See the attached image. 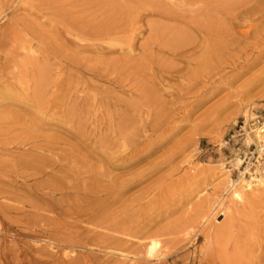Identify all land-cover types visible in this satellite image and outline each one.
<instances>
[{"label":"rangeland","instance_id":"1","mask_svg":"<svg viewBox=\"0 0 264 264\" xmlns=\"http://www.w3.org/2000/svg\"><path fill=\"white\" fill-rule=\"evenodd\" d=\"M76 1L0 0V264H136L127 255L134 249L126 243L130 237L101 224L105 219L121 227L129 219L139 222V239H130L146 246L157 240L159 251L170 249L164 264H264V190L247 192L241 201L231 198L228 180L240 178L231 159L239 157L235 146H223L236 123L264 118V0H237L239 9H261L251 19L238 16L233 32L241 45L222 47L220 88L208 37L182 22L171 29L188 37L180 46L187 54L169 50L160 59L176 71L155 84L161 95L141 89L161 74L143 63L140 44L149 30L140 34L135 51L79 42L61 18L65 5L75 14ZM145 20L176 24L159 15ZM76 42L90 46L72 48ZM99 60L112 66L87 72L103 67ZM204 83L200 94L191 93ZM144 144L151 149L129 163L128 154ZM78 159L94 165L92 176L77 172ZM199 164L216 173L213 178L199 179L193 172ZM221 165L231 172L223 173ZM35 168L48 174L37 175ZM185 174L195 176V187L183 183ZM63 175L69 193L42 187L50 176ZM97 184L113 187L104 194L107 201H99L108 205H98L90 221L73 205L84 204L78 187ZM221 199L214 216L198 219L199 203ZM189 224L194 232L185 235Z\"/></svg>","mask_w":264,"mask_h":264},{"label":"bare ground","instance_id":"2","mask_svg":"<svg viewBox=\"0 0 264 264\" xmlns=\"http://www.w3.org/2000/svg\"><path fill=\"white\" fill-rule=\"evenodd\" d=\"M77 1V3L75 2L76 4H72L73 9H75V14H72L70 12V7L65 5L63 11L61 12V18L62 25H67L68 29L70 28L69 30L75 34L79 42H90L93 45H105V47H101V50L105 51L115 50L119 48L117 47L118 45H120L121 49L124 48L135 51V44L137 43L140 34L149 30V35L146 38V41L140 44V49L142 48L143 53V63H145L149 69L158 71L161 74L156 79L154 78L152 82L147 83L145 86H141L142 93L144 95H161V93L158 92L159 89L155 88V84H160L159 81L162 83L164 77L170 76V72H176L172 71L171 67L160 62V59L165 57L167 52H170L169 50L172 51L173 56L182 57L183 55L187 54V50H185L187 47L182 48L180 46L186 42L188 37L182 32L171 33V29L178 27L179 22L195 27L201 34L208 37L209 43L213 45V50H211L213 54L211 55L208 53V58L217 63V67L215 68L216 78L214 82H217L215 86L220 88L219 85L223 82V71L219 66L223 59L221 56L223 53L222 47L224 46L225 48H230L233 50L234 48H231L232 45H237V47L241 45L239 42L236 43L234 41L235 33L233 32V29H235L237 24L238 16L241 13H245L248 15L246 18L251 19V16L256 14V12L261 9L260 6L239 9V7H237V0H180L183 1L182 4H176L174 0ZM48 3L49 7L51 8L52 3ZM244 4L248 5V3ZM238 5H240V3ZM148 15H159L163 18H169L174 20L176 24L166 25L155 20L146 21L145 17ZM197 15H203L204 18L198 19ZM141 21H143V24H140ZM225 36L228 38L227 44H224ZM67 43L70 45L69 42ZM74 46L88 48L90 45L76 42L71 44L72 48H74ZM234 47L236 49V46ZM176 48L179 50L176 51ZM192 49V52H196L195 48ZM68 61L74 66L80 68L78 61H71L69 58ZM99 61L101 62L100 65L103 67H90L87 72L96 73L97 71L104 70L105 67L110 65L112 66V64L108 62H102L101 60ZM141 63L142 62L140 61L139 64ZM181 73V71H177V74ZM201 76H204L205 79L207 78L206 73H202ZM197 80L198 78L195 77L188 78L187 83L181 86V90H185L191 84H193V81L195 82ZM206 87L207 85L204 83L191 93L200 94ZM83 129L86 130L85 128ZM143 146L145 147L142 148ZM148 149H151L148 144L137 146L128 154L126 157L127 161L129 163H134L135 158L141 152ZM78 160L79 162L76 164L77 172H79V174L83 173L84 176H92L91 172L94 170V165L91 162L85 161L84 159ZM232 160H236L234 163V170H238L242 163L241 160L237 159L236 156L232 158L231 161ZM43 163L46 164V161ZM51 166L52 169H55L54 164ZM62 166H65L64 163ZM22 167L27 166L23 165ZM220 169L223 173L231 172L228 169H225L223 165L220 166ZM35 171L37 175L42 177L48 174L44 170L36 169ZM60 171H64V169H60ZM210 171L211 169L205 168V165L203 164H199V166L193 170V172L197 173L199 179H206V181H209L207 179L213 178V176L216 174L213 173L211 175ZM242 174L238 180H228L227 186L228 191H233L231 198H234L238 201L243 200V197L245 194H247V192H253L259 189L264 190V174H261L258 177L254 176L252 179H249L247 176L244 177ZM185 176H189V174H185ZM50 177L52 178L51 180L45 181L42 184L41 182L37 181L36 184H41L42 187L46 188L49 193H61L63 191H67V193H69L68 189L71 188V185L66 186L65 175L61 176L60 178H56V176ZM95 178L99 179L97 173L93 174L94 181ZM196 182L197 179L195 176L185 177L183 180V183L190 187H195ZM76 187L77 186H74L72 188ZM112 187L113 186L101 188L100 184H97L90 190L78 187L77 191H82V194H84L81 196V200H83L82 203L84 204H75L73 207L79 211V215L85 216L87 219L92 221L97 213L101 210V207H98V205L102 207L108 205L104 201L102 203L99 201L102 199L107 201L108 195L111 194ZM98 192H102L103 194L100 195ZM89 203L95 206H90ZM221 203L223 205L222 199L215 200L212 203L210 200H208V202L202 201L199 203L197 205L198 219L202 222H206L209 218L215 215L216 210H220ZM201 210L203 213H199ZM133 215L134 214L131 212L128 217L132 218ZM111 219L112 218L110 217V220ZM105 220L106 221H100V223L113 228V230L116 232L126 233V235H128L130 238L139 239V234L141 233V229H143L141 228L139 222L137 224L133 223V219L131 221L130 219L128 220L129 225L126 227H121L119 225L120 221H113L109 223L107 222V219ZM193 232L192 225L189 224L188 229L185 231V235L192 234ZM116 237L117 236H111L113 240H115ZM130 238L127 239L126 243L130 244L131 249H134L127 252V255L133 254L136 258L135 261H137L136 264L148 263L153 260H156L157 264H164L165 262H169L172 258V253L169 251L170 249L160 251L158 250L160 242L157 240L152 241V243L146 246V244ZM145 248H147L146 251ZM128 258L131 260L133 256H129ZM179 262L180 261L176 259L172 261L171 264H182V262ZM228 263L232 264L231 262ZM184 264H188V262Z\"/></svg>","mask_w":264,"mask_h":264},{"label":"built area","instance_id":"3","mask_svg":"<svg viewBox=\"0 0 264 264\" xmlns=\"http://www.w3.org/2000/svg\"><path fill=\"white\" fill-rule=\"evenodd\" d=\"M235 146L236 155L241 160L239 176L252 179L264 174V118L256 115L236 123L224 139L223 146Z\"/></svg>","mask_w":264,"mask_h":264}]
</instances>
